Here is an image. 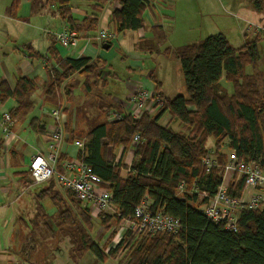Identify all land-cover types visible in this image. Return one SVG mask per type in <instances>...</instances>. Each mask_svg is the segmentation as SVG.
Returning a JSON list of instances; mask_svg holds the SVG:
<instances>
[{"label":"trees","instance_id":"trees-1","mask_svg":"<svg viewBox=\"0 0 264 264\" xmlns=\"http://www.w3.org/2000/svg\"><path fill=\"white\" fill-rule=\"evenodd\" d=\"M94 1L97 7L103 6V0ZM59 2V15L68 26L85 31L91 37L98 21L96 15L84 17L77 24L70 15L69 0ZM151 2L119 0L120 6L109 13L112 24L109 31L118 35L144 27L143 13ZM255 3L258 11L264 10V0H255ZM16 4L17 1L13 6ZM244 36L245 41L239 47L232 46L222 33H214L175 49L185 95L165 97L155 82L154 93L162 100L155 114L143 113L134 118L130 113H122L120 118L105 120L82 134L83 146L78 157L101 178L103 187L111 193L113 212L104 214L100 224L111 230L119 221L133 217L135 207L148 199L151 212L162 211L179 219L176 233L138 235L128 230L116 244L109 245L115 235L111 230L106 245L100 247L90 233L93 215L88 206H82L83 202L66 189V196L76 206L75 213L69 204L63 205L51 220L44 216L43 226L47 225V230L54 231L58 227L69 232L73 249L78 253L89 251L101 261L124 250V264H264V205L241 210L235 229L228 230L222 222L209 219L200 210L206 199H201L198 192L177 195V187L183 181L187 189L195 185L199 192L212 196L221 183L226 154L230 150H234L239 159L258 161L264 167V91L258 88L255 76L244 71L246 65L259 59L264 37ZM106 44L111 46L112 42ZM35 55L38 59L43 57ZM99 63L102 62L97 57L81 56L58 61V69L47 65L50 81L46 94L50 95L76 72L99 77ZM221 80L231 83V93L221 86ZM35 90L33 80L18 77L13 90L1 83L0 102L14 98L16 105L8 112L12 118L23 117L32 107L30 96ZM71 91L72 86H69L67 92ZM113 111H109V116ZM164 113L176 121L179 129L160 122ZM29 122L31 129L45 132L44 123L37 118ZM134 135H138L135 143ZM70 136V139L75 137ZM208 138L214 142L216 163L206 169L200 161L207 150ZM132 144L135 159L130 166L107 159L110 147L125 148ZM10 153L13 159L20 158L19 152L12 150ZM61 159L59 155L58 167ZM21 173L29 175L28 170ZM48 181L56 182L54 178ZM242 183V179L238 180L232 195H238ZM52 187L41 190L38 196L48 195L57 204L59 200ZM28 245L29 242L22 244L20 255L26 254Z\"/></svg>","mask_w":264,"mask_h":264},{"label":"crops","instance_id":"crops-1","mask_svg":"<svg viewBox=\"0 0 264 264\" xmlns=\"http://www.w3.org/2000/svg\"><path fill=\"white\" fill-rule=\"evenodd\" d=\"M15 1L17 4L13 6ZM162 1L152 0L143 13L144 20L149 21H145L144 27L135 31L137 39L131 40L132 47L141 50L144 57H134L131 54L127 57V54L120 55L115 52L110 48L111 46L104 48V44H106L104 41H87L84 38H79L74 45L62 46L56 36L68 24L59 15L61 6L59 0H0V85L4 83L13 90L16 79L23 76L36 83V90L30 96L33 102L31 109L23 117L13 118L12 131L17 138L16 141L11 146L4 144L0 132V264H34L31 262V260H35L34 258L17 257L19 253L17 249L18 234L21 230L27 231L31 226L35 227L36 223L33 218L36 215L42 216L39 228H45L42 223L43 218L50 214L45 212L44 206L40 205V200L47 197L55 204L48 195L38 196L41 190L49 187V181L42 183V189L35 192L34 189H31L33 183L30 176L21 173L28 170V160L33 154L44 153L47 150L46 133L49 128L55 125V120L50 113L51 109H60L61 124L66 128L64 130L66 138L61 144L59 153L62 157L61 162L63 159H70L73 155L78 156L79 149L72 145L73 141L82 140L83 133L95 125L109 120V111L115 110L114 112L119 114L129 113L131 110L129 99L138 86L154 91L155 82H157L159 91L168 97L166 89L163 88L164 79L160 74L155 73L153 67H148L146 64V59L153 55V52L159 47V43L166 37V35L158 36V30L164 26L166 17L163 14L165 5ZM69 5L71 6L70 15L77 24H80L84 17L96 15L98 21L91 31L93 33L100 29H112L109 13L112 9L118 8L120 3L119 0H103V6L99 8L94 0H69ZM251 21L253 22V20ZM146 22L150 23L149 27ZM146 29L150 32L148 35ZM128 33V31L120 33L128 35L126 41L132 38V35ZM120 34L116 35L118 52L123 49L125 44V41L118 39ZM146 42L149 47H140ZM154 43H157L155 49L150 45ZM35 54L43 57L38 59ZM81 56L91 59L97 57L101 60L102 63L98 65L99 77H87L76 72L65 79L60 87L52 92L53 94H46V86L50 81L46 66L58 69V61L67 57L74 59ZM116 56L123 63L128 58L130 63L124 69L113 67L112 60ZM120 76H123L122 80ZM225 83L229 82L221 80L222 87ZM229 85L231 89L226 90L223 87L227 93L232 92L231 83ZM69 86H72L71 93L67 92ZM88 96H93L94 100L88 101ZM85 102H98L94 109L98 123L92 127L87 125L89 118L87 112L84 118L80 119L84 110L82 105ZM100 103H102L101 106H99ZM15 105L16 100L11 97L0 102V115L8 112ZM92 115H94L93 112ZM167 115L168 113H164L160 122L164 119L165 122L161 123L178 127L176 121L170 120ZM31 118H37L44 123L45 132L31 129L29 125ZM71 134L75 135L72 139H70ZM213 143V140L208 138L207 148L213 149ZM12 150L20 153L19 159H13L10 153ZM107 159L114 163L122 162L127 167L130 166L135 159L134 144L125 148L123 146L114 149L110 147ZM59 166L58 170H62V164ZM54 183L53 193L59 200L55 205H67L68 197L64 189L56 182ZM52 215L56 216L57 213ZM46 263L48 264L47 259L44 264Z\"/></svg>","mask_w":264,"mask_h":264},{"label":"built area","instance_id":"built-area-1","mask_svg":"<svg viewBox=\"0 0 264 264\" xmlns=\"http://www.w3.org/2000/svg\"><path fill=\"white\" fill-rule=\"evenodd\" d=\"M245 26L247 30H251L253 35L264 37V25L262 23L250 21ZM79 38H84L87 41L113 42L116 39V34L107 29H100L97 34H91L90 37L86 32H79L69 26H65L56 36L57 41L62 46L74 45ZM129 102L131 104L129 113L134 118H138L143 113L153 115L162 104L158 94L140 86L132 92ZM50 113L55 120V125L49 128L46 133L48 138L47 150L44 153L37 152L33 154L28 160L27 169L32 183L41 184L50 178H54L56 183L63 189L71 191L77 199L89 204L90 211L95 216L106 209H111L110 191L103 187L101 178L93 173L91 168L77 155L71 156L70 159H63L60 162L62 170H58V157L66 134L61 124L62 114L60 109H51ZM120 117L119 113L113 111L109 116V120H115ZM13 123L14 120L9 112H4L0 115V132L4 144L8 146H11L17 139L12 131ZM137 140L138 135H134L133 142L135 143ZM72 145L80 150L83 146V140L76 139ZM200 162L206 169L215 165L216 161L212 148H207ZM241 179L243 183L240 192L236 196L232 195L231 191L235 188L238 180ZM192 191L198 192V196L201 199H206L200 210L209 219L215 222H222L226 229L234 230L237 215L241 210L257 209L264 205V167L258 161L239 159L234 150H230L226 154L222 180L215 193L209 196L204 191L199 192L195 185L187 189L183 181L177 187V195ZM122 221L123 227L115 244L128 230H132L133 233L138 235H153L156 233H176L180 227L179 219L162 211L151 212L148 199H143L135 207L133 217Z\"/></svg>","mask_w":264,"mask_h":264},{"label":"rangeland","instance_id":"rangeland-1","mask_svg":"<svg viewBox=\"0 0 264 264\" xmlns=\"http://www.w3.org/2000/svg\"><path fill=\"white\" fill-rule=\"evenodd\" d=\"M162 2L165 5L163 14H165L166 17L164 26L158 30V36L166 35V37L159 43V47L153 52V55H150V57L146 59V64L148 67H153L155 73L162 76L164 79L163 88L166 89L168 97L186 94L181 66L179 60L174 55L175 49L192 42L200 41L206 36L214 33H222L232 46L239 47L245 41L244 34L249 36L253 35L251 30H247L245 26L247 22L253 20L254 23L260 24L262 23V20H264V10H257L255 0H163ZM146 23L147 27H149L150 23ZM98 31L99 30L93 32L92 35L97 34ZM128 32V34L132 35V38L129 41H126L128 38L127 34H120L118 36L119 40L121 39L125 41L123 49L120 52H118L117 39L112 42L110 48L115 50V52L120 53V55L127 54V57L129 54L134 57H144L141 50L132 47L131 40L134 41L137 39V32ZM146 32L147 35L150 33L147 29ZM150 45L153 49L157 47V43ZM140 47H149V44L146 42L141 44ZM260 47L259 59L253 64L246 65L244 71L253 74L258 88L264 91V41L261 43ZM129 63L128 58L125 59L123 63L118 56L112 60L113 67H121L122 69H124ZM120 77H122V80L123 76ZM222 82L225 81L222 80ZM223 87L226 90L231 89L229 83L223 84ZM87 100L92 101L94 98L93 96H88ZM98 102H85L82 105L84 110L80 115V119H83L87 112L89 114L87 120L88 127H92L98 123L97 115L94 111ZM101 105L102 103L99 104V106ZM47 107L49 108V105H47ZM92 112L94 115H92ZM167 117L169 118L168 115ZM162 121L165 122L164 119ZM171 126L175 129H179L175 125ZM48 185L54 186L55 183L52 184L51 182L48 183ZM42 186V183L38 185L33 184L31 189H34L35 192H37L42 189ZM40 201V205L44 206L45 212L50 214L47 216L48 220H51L54 217L52 214H58L63 209V205H55L47 197ZM68 204L70 205L72 212L75 213V204H72L69 199L67 205ZM83 205L88 206L89 204L83 203L82 206ZM89 212L92 216L93 214L91 211ZM112 212L113 208L106 209L102 211L101 214L97 216L93 215L90 218L92 223L90 233L94 241L100 247L106 245V240L111 230L115 231V235L109 245L115 244V241L121 232L120 230L123 227L122 220L111 228V230L106 229L105 226L100 224V219H102L104 214H111ZM33 219L36 223L35 227L33 228V226H31L27 231L21 230L18 234V251H20L23 243L29 242V249L26 254L20 255L18 253V258H34V261L31 260L34 264H44L45 259L48 260V264H124V250L117 252L115 256H109L106 260L101 261L96 255L89 251L78 253L76 248L73 249L74 246L71 244L69 232L65 233L64 231L59 230L58 227L54 229V231L51 228L47 230V225H45L46 228L40 229L39 224L42 220V216L36 215ZM52 227H54V225H52Z\"/></svg>","mask_w":264,"mask_h":264},{"label":"water","instance_id":"water-1","mask_svg":"<svg viewBox=\"0 0 264 264\" xmlns=\"http://www.w3.org/2000/svg\"><path fill=\"white\" fill-rule=\"evenodd\" d=\"M108 47H110L109 44H104V48H108Z\"/></svg>","mask_w":264,"mask_h":264}]
</instances>
